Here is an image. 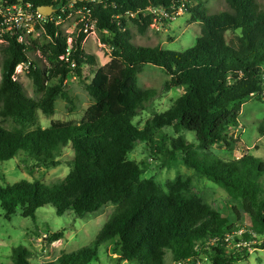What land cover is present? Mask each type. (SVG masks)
<instances>
[{
  "label": "trees",
  "instance_id": "obj_1",
  "mask_svg": "<svg viewBox=\"0 0 264 264\" xmlns=\"http://www.w3.org/2000/svg\"><path fill=\"white\" fill-rule=\"evenodd\" d=\"M192 1L0 0L4 9L30 5L33 11L42 6L57 10L42 24L49 38L46 45L30 36L20 40L22 30L0 31V162L20 157L35 174L36 169L61 165L64 149L74 153L63 182L36 178L0 183L5 218L18 209L23 217L35 218L47 205L58 215L71 211L80 218L108 204L116 206L93 246L64 252L45 264H95L100 246L110 242L120 248L119 263L167 264L168 252L173 263L197 262L207 255L210 264H236L249 256L248 247L235 250L225 242L226 234L239 228L238 217L232 222L214 212L198 214L181 191H165L144 177L146 161L140 165L129 159L138 142L165 167L181 160L224 188L249 218L252 233L246 238H264V159L246 154L226 160L211 153L213 147L236 146L231 134L241 126L246 102L264 103V0H224L227 9L216 12ZM154 10L190 13L201 26L195 45L178 51L134 43L129 22L144 34L156 17ZM66 23L75 27L73 33L67 32ZM90 25L106 33L103 40L112 49L110 61L86 86L92 104L78 123L58 120L47 128L36 126L39 109L54 112L69 75H81L84 65L96 63L97 57L84 50ZM228 33L234 36L228 39ZM148 64L165 72L168 91L182 93L141 127L134 119L157 95L138 84V74ZM20 65L33 78L38 99L27 96L15 79ZM166 128L192 132L195 138L170 136ZM260 131L264 134V119ZM64 235L65 230L49 232L47 241ZM253 247L264 249V243ZM32 256L20 245L13 249L12 264H31Z\"/></svg>",
  "mask_w": 264,
  "mask_h": 264
},
{
  "label": "rangeland",
  "instance_id": "obj_2",
  "mask_svg": "<svg viewBox=\"0 0 264 264\" xmlns=\"http://www.w3.org/2000/svg\"><path fill=\"white\" fill-rule=\"evenodd\" d=\"M199 2L210 7L214 12L227 9L224 0H193L192 4L196 5ZM56 12L55 9L52 14ZM154 12L156 17L153 24L147 28L144 34L138 31L137 24L129 22V27L134 33V43L140 46H159L162 49L178 51L195 45L201 34V26L199 21L193 20L190 13L183 10H179L174 15L163 14L162 10H154ZM21 26L30 28L32 39H38L43 45L49 43L44 25L37 23L35 18L22 20ZM65 28L68 33H73L75 27L66 23ZM89 29L90 33L84 43V50L87 54L97 57L96 63L84 65L81 75L76 72L69 75L63 85L64 95L60 93L55 100L54 112L51 114L44 109H39L36 126L47 128L53 121L58 120L78 123L84 118L86 110L92 104L93 100L86 86L92 81L97 69L110 61L112 49L103 40L105 32L98 31L95 25H90ZM233 36L232 33L227 34L228 39ZM41 56L46 59L43 54ZM14 77L21 83L27 96L32 99L39 98L40 94L36 91L33 78L26 67L18 66ZM1 78L0 68V82ZM167 78L161 68L150 64L145 65L138 74V84L141 88L157 91V95L149 103L148 109L140 111L134 119L141 127L156 113L167 110L171 99L182 93L181 90L168 91L165 87ZM56 83H58V79ZM263 119L264 103L257 99H250L243 105L239 115L241 126L231 134L238 140L236 146L232 149L213 147L211 153L226 160L239 159L246 154L264 159V134L260 131ZM165 130L173 137L183 135L189 140L195 138L192 132L186 131V133L178 134L172 128ZM73 156V151L66 148L61 157V165L53 169H36L35 174L30 173L28 166L20 157L0 162V183H13L20 180L33 181L36 178L46 183L63 182L69 174L70 161ZM129 159L140 165L145 160L147 165L145 167L143 165L146 171L144 177L154 180L165 191H181L182 194L190 198L191 204L198 214L207 216L214 212L232 222L238 217L239 227L247 228L249 226L248 216L224 188L197 175L183 161L180 160L170 167H165L161 160L153 159L148 147L140 142L130 151ZM115 209V205L108 204L99 213H90L80 218L71 211L64 215H58L52 205H47L37 211L35 218L23 217L21 210L18 209L11 219H6L4 211L0 209V264H12L13 249L20 245H24L32 251L31 264H45L54 261L64 252H75L84 247L93 246L98 233ZM62 230H65L64 237L49 244L47 241L49 232L56 233ZM120 255V248L116 243L102 244L99 248V258L95 264H137L123 261L119 263ZM200 260L202 264H210L207 255H201ZM166 261L167 264H173L170 252L167 253ZM236 264H264V249L252 247L249 256Z\"/></svg>",
  "mask_w": 264,
  "mask_h": 264
},
{
  "label": "built area",
  "instance_id": "obj_3",
  "mask_svg": "<svg viewBox=\"0 0 264 264\" xmlns=\"http://www.w3.org/2000/svg\"><path fill=\"white\" fill-rule=\"evenodd\" d=\"M49 16H45L39 10L33 11L30 5L27 7L23 6H13L7 7L4 9L0 2V31L4 33L6 31L22 30L24 34L20 35V40L27 38L30 36V28L28 26L30 24H26L28 26H21L22 20L34 19L37 23L44 24L47 21ZM31 37V36H30ZM247 233H252L247 227H239L237 230L226 234L225 242L227 245L235 250L240 249L242 247H248L250 250L253 247V242L258 244L264 243V238L260 240H252L246 238ZM173 264H202L201 260L195 262L194 260L188 259L186 261H178Z\"/></svg>",
  "mask_w": 264,
  "mask_h": 264
},
{
  "label": "water",
  "instance_id": "obj_4",
  "mask_svg": "<svg viewBox=\"0 0 264 264\" xmlns=\"http://www.w3.org/2000/svg\"><path fill=\"white\" fill-rule=\"evenodd\" d=\"M39 11L45 16H51L54 9L51 6H42L39 8Z\"/></svg>",
  "mask_w": 264,
  "mask_h": 264
}]
</instances>
